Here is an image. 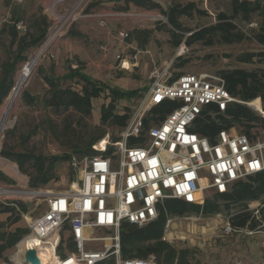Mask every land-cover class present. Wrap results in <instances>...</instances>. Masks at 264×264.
Wrapping results in <instances>:
<instances>
[{
	"label": "built area",
	"instance_id": "2783aa9c",
	"mask_svg": "<svg viewBox=\"0 0 264 264\" xmlns=\"http://www.w3.org/2000/svg\"><path fill=\"white\" fill-rule=\"evenodd\" d=\"M93 2L56 0L49 7V26L44 39L20 66L17 80L24 75L25 82L43 58H54L52 49L77 20L94 18L100 26H105L109 18L122 14L95 11L91 8ZM60 3L65 5L56 8L55 4ZM16 24L17 28L23 27ZM115 36L125 40L129 32L118 29ZM102 49L106 50L104 46ZM116 59L125 70L133 65L131 58L122 53ZM148 77L150 82L142 97L131 99L132 112L118 132L117 141L112 142L106 134L93 145L96 154L73 155L68 160L73 176L66 189L16 190L29 198L46 199V208L32 217L28 210L24 212L16 205L29 232L16 242L8 261L2 264H29L24 263V253L32 248L40 264H95L109 257L114 258V264H160L154 253L134 258L121 255V223L144 227L164 211L166 220L161 239L166 240L170 222L177 216L166 210V200L178 198L202 205L208 190L212 191L210 194L226 192L236 181L263 171L264 136L247 135L232 127L219 128L211 136L192 129L197 119L208 122L210 118L218 123V114L229 103L240 102L227 90L220 73L172 75L168 67H162L152 69ZM164 101L174 105L157 119L153 109ZM108 146L114 149L104 153ZM13 201L2 202L13 205ZM250 208L251 217L259 219L260 209ZM261 222L249 227L248 224L234 226L227 220L224 232L259 234L264 258V222ZM96 228H106L111 234L93 236ZM90 241H101L102 247L89 248ZM254 264H264V260Z\"/></svg>",
	"mask_w": 264,
	"mask_h": 264
},
{
	"label": "rangeland",
	"instance_id": "374dc122",
	"mask_svg": "<svg viewBox=\"0 0 264 264\" xmlns=\"http://www.w3.org/2000/svg\"><path fill=\"white\" fill-rule=\"evenodd\" d=\"M55 1L0 0V29L3 26L8 29L13 21V15L16 14L20 18L18 23L23 26L17 28L18 36H26L29 40L30 34L36 31L35 22L40 21V14L48 18L49 7ZM155 1L164 7L171 6L173 3L183 5L186 2H193L200 11L181 15L178 18L181 30H178L169 24L166 16L158 8L137 7L132 0H94L91 8L95 11L106 10L127 15L113 16L106 21L105 26H100L94 18L74 22L52 49L54 58H43L37 64L35 72L25 80V85L20 88L16 98H12L14 94L11 95V90L0 104V150L30 151L41 155H59L64 152L78 156L73 146L84 145L93 132L97 134L104 129L106 130L105 135L118 134V128H113L108 123L100 124V105L109 100L104 93L92 98L91 112L87 115L74 107L66 108L62 104L55 106L46 102L51 93L49 85L44 80V75L55 77L64 75L69 71V66H76V62L80 63L85 73L98 82L122 89L139 87L142 88L141 91L149 84L148 74L154 68L168 67L172 75L202 71L219 73L220 70L234 67L248 70L264 69L263 55L254 56L249 61H240L237 58L246 52H264V44L258 43L253 37V30L257 28L260 21L255 13L252 14L249 22H244L239 18L234 19L237 27L245 34V38L240 41L227 43L216 36L210 44L202 40L186 43L185 39L190 33L204 26L215 24L216 14L219 11L230 14V0ZM64 5L55 4V7L59 8ZM143 13L150 15L144 16ZM118 29L128 31V39H118L115 36ZM172 29L175 30L174 32L184 34V38L178 44L175 43L176 37L172 35ZM102 46L106 50H103ZM15 48L16 43L10 46L7 33L0 31V76L1 63L11 60ZM36 49L37 47H27L25 51L27 58ZM118 53L131 58L133 65L129 70L118 65L116 59ZM23 63L17 65L18 69L14 75L15 82ZM74 78H66L60 82L63 86L69 85L78 89L80 85ZM25 90L30 97H34V100L22 97ZM243 103L249 105L260 116H264L259 97ZM128 105L133 106V101L119 100L116 109L123 111V107ZM229 128L240 131L241 126L235 123ZM54 169L56 179L51 180L46 187L37 189L60 191L69 186L68 183L72 177L68 161L60 159ZM25 170V172L20 170L16 162L0 153V205L4 204L2 201L22 200L29 203L27 210L34 217L42 214L46 208V199L38 200L29 198L20 192L8 194L2 191L3 189L13 191L35 189L28 185L30 173L33 171L30 163L26 164ZM210 192L212 191L208 190L207 194L211 198L214 194ZM249 205V210H251L250 207L260 209L259 219L251 217L250 214L246 223L252 227L250 219H254L257 222L254 226L256 227L262 223L261 221L264 222V203L254 201ZM240 208L235 205L230 210L222 209L220 213L206 217L201 214L177 215L170 222L166 241L177 251L185 250L186 264H234L237 261L238 264H254L261 258L259 234L248 236L243 232L231 234L224 232L225 222ZM5 216L6 214L2 213L1 220L5 219ZM17 224L26 227L22 217L19 218ZM17 224L10 225V228ZM92 234L93 236H104L111 234V231L106 228H96ZM88 245L93 249L101 248L102 242L90 241ZM10 252L11 250L8 249L4 251V254ZM0 264H2L1 259Z\"/></svg>",
	"mask_w": 264,
	"mask_h": 264
},
{
	"label": "trees",
	"instance_id": "16d2710c",
	"mask_svg": "<svg viewBox=\"0 0 264 264\" xmlns=\"http://www.w3.org/2000/svg\"><path fill=\"white\" fill-rule=\"evenodd\" d=\"M132 1L137 7H145L148 9L158 8L166 16L169 24L178 30H181V25L178 20L181 15L191 14L193 11H200L193 2H186L183 5L173 3L171 6L164 7L155 0ZM230 4V14L219 11L216 14L217 22L215 24L204 26L190 33L187 35L185 42L190 43L202 40L210 44L216 36H219V39L227 43L240 41L245 38V34L237 27L234 19L239 18L244 22H249L252 14L255 13L259 16L260 21L257 28L253 30V37H255L258 43L264 44V0H230ZM12 19L13 21L8 29L5 26L0 29L2 33H7L10 46L16 43L11 60L1 63L0 104L5 100V97L15 84L14 75L18 69V63L27 60V53H25L27 47H37L40 45L49 26L47 17L44 14H40V21L35 22L37 24L36 31L30 34L28 40L26 36H18L19 30L17 29L16 23L20 20L19 16L14 14ZM174 31L172 29V35L176 37L175 43L178 44L184 38V34ZM260 55L264 56V52H246V54L240 55L237 58L240 61H249L252 57ZM69 67V71L61 76L44 75V80L49 85V92L51 93L49 98L46 99V102L48 104H54L55 106L62 104L66 108L74 107L76 110L87 115L91 112L92 98L99 97L101 93H104L105 97L109 100L100 105V124L108 123L113 128H118L119 132L126 125L132 109L128 105L123 107V111H118L116 109L117 102L123 99L130 101L133 98L142 97V93L147 89L148 85L144 86L143 91L139 87L130 89H122L118 86L112 87L106 83L92 79L88 73L84 72L79 62H76V66ZM219 73L225 78L227 90L231 95L238 98L240 102L232 101L227 105L228 107L223 113L218 114L221 122L216 123L210 118H208V122L197 119L195 121L196 125L192 129L201 135L206 134L211 136L219 128H228L236 123L241 126L240 131L247 135L261 136L264 134V116H260L249 105L243 103L259 97L264 110V69L248 70L234 67L220 70ZM178 74L180 73H176L175 75ZM66 78H74L79 83L80 88H73L69 85L63 86L60 81ZM22 97H29L34 100V97H30L26 90L23 91ZM173 105L174 103L164 101L153 109V113L158 114L157 119H160L164 112L169 111ZM207 107L213 106L207 105ZM145 123H147V120H145ZM105 132L106 130L104 129L97 134L93 132L84 145L73 146L74 152L80 155L78 157L96 154L98 151L95 150L93 145L99 140H102ZM109 139L112 142L117 141L118 134H111ZM112 149H114L113 146H108L104 153H108ZM0 153L13 162H16L18 168L24 172L26 171V164H31L33 171L30 173L28 185L35 189L46 187L51 180L56 179L54 167L57 162L60 159L68 161L74 155L64 152L59 155H41L34 154L30 151L14 152L10 150H0ZM70 174L72 177L73 172L71 171ZM213 194L211 198L207 196L202 205L187 203L178 198L168 199L165 201L166 210L171 215L201 214L206 217L208 215L218 214L222 209L230 210L233 206L238 205L241 207L240 210L235 211L229 220L234 226H244L251 214V210L248 208L249 204L254 201L264 203V169L259 173L249 175L244 180L236 181L226 192ZM13 203V205H0V215L2 213L6 214L5 219L1 220L0 218V259L2 263L8 261L7 256L9 253L4 254V251L8 249L12 251L16 242L29 232V228L17 224L21 216L16 210L17 205L20 210L27 211L29 203L22 200H16ZM165 220L166 215L162 211L157 219L149 222L144 227L133 226L125 222L121 223V255L124 258H134V256L146 257L149 253H154L157 255L160 264H174V262L176 264H186L185 250L177 251L169 242L161 239ZM13 224L17 225L10 228V225ZM256 224L257 222L254 219H250V225L252 227ZM95 264H114V258L109 257Z\"/></svg>",
	"mask_w": 264,
	"mask_h": 264
},
{
	"label": "water",
	"instance_id": "95a60500",
	"mask_svg": "<svg viewBox=\"0 0 264 264\" xmlns=\"http://www.w3.org/2000/svg\"><path fill=\"white\" fill-rule=\"evenodd\" d=\"M15 87V86H14ZM13 87V88H14ZM24 263H29V264H40L39 257L36 255V250L34 248L32 249H27L24 253Z\"/></svg>",
	"mask_w": 264,
	"mask_h": 264
},
{
	"label": "bare ground",
	"instance_id": "6f19581e",
	"mask_svg": "<svg viewBox=\"0 0 264 264\" xmlns=\"http://www.w3.org/2000/svg\"><path fill=\"white\" fill-rule=\"evenodd\" d=\"M156 17H160V16H156ZM124 65H127L126 63H124ZM129 66V65H128ZM26 75V74H25ZM25 83H24V75H22V76H20V78L17 80V85H16V87L12 90V92H11V95H13L14 94V96L12 97V98H16L15 96L17 95V93H18V91L20 90V88L24 85ZM10 95V96H11ZM9 96V97H10ZM0 134H1V132H0ZM10 162V161H9ZM3 191V190H2ZM20 191H16L15 193H19ZM30 239V238H29ZM29 239H27V240H29ZM27 245H29V243L27 244ZM33 245V243H31V246Z\"/></svg>",
	"mask_w": 264,
	"mask_h": 264
},
{
	"label": "crops",
	"instance_id": "0c3cea01",
	"mask_svg": "<svg viewBox=\"0 0 264 264\" xmlns=\"http://www.w3.org/2000/svg\"><path fill=\"white\" fill-rule=\"evenodd\" d=\"M260 257L261 258L258 261H263L264 260V258H263V251L260 252Z\"/></svg>",
	"mask_w": 264,
	"mask_h": 264
}]
</instances>
